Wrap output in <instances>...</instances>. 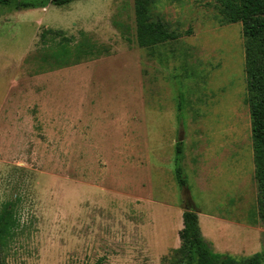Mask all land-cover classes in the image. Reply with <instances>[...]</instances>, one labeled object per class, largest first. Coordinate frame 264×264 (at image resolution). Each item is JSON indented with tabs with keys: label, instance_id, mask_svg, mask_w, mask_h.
<instances>
[{
	"label": "rangeland",
	"instance_id": "obj_1",
	"mask_svg": "<svg viewBox=\"0 0 264 264\" xmlns=\"http://www.w3.org/2000/svg\"><path fill=\"white\" fill-rule=\"evenodd\" d=\"M151 14L181 35L140 47L133 0L0 6V211L18 221L0 264H167L186 207L214 252L263 249L242 24L217 0ZM47 28L107 52L34 73Z\"/></svg>",
	"mask_w": 264,
	"mask_h": 264
},
{
	"label": "trees",
	"instance_id": "obj_2",
	"mask_svg": "<svg viewBox=\"0 0 264 264\" xmlns=\"http://www.w3.org/2000/svg\"><path fill=\"white\" fill-rule=\"evenodd\" d=\"M72 0H0V6L11 9L45 7L48 3L63 5ZM157 0H133L135 37L140 47L154 46L181 34L170 29L165 21L151 14ZM217 9L222 23L242 24L245 44V73L247 81V103L249 106L250 129L254 151V178L257 186L258 217L264 226V0H217ZM190 31H186L188 34ZM44 50L36 62L34 73L51 71L96 59L107 50L91 40L84 32L79 37L66 36L61 30L43 29L39 34ZM46 42H50L47 44ZM37 54V53H36ZM31 55L27 61L36 59ZM36 55V56H35ZM182 148L176 145L175 174L181 187L186 178L181 166ZM13 205L8 204L0 211V244H5L17 225ZM180 245L173 250L167 264H263L264 247L259 252L243 259L228 254L216 253L203 237L198 214L183 210L182 228L179 230Z\"/></svg>",
	"mask_w": 264,
	"mask_h": 264
},
{
	"label": "crops",
	"instance_id": "obj_3",
	"mask_svg": "<svg viewBox=\"0 0 264 264\" xmlns=\"http://www.w3.org/2000/svg\"><path fill=\"white\" fill-rule=\"evenodd\" d=\"M198 214V213H197ZM198 222H199V226L201 225L200 224V219H199V215H198ZM205 222V221H204ZM200 229H201V232H202V235H203V237L205 238V236H204V234H203V229L201 228V226H200ZM207 241V240H206ZM222 254H224V253H222Z\"/></svg>",
	"mask_w": 264,
	"mask_h": 264
},
{
	"label": "water",
	"instance_id": "obj_4",
	"mask_svg": "<svg viewBox=\"0 0 264 264\" xmlns=\"http://www.w3.org/2000/svg\"><path fill=\"white\" fill-rule=\"evenodd\" d=\"M185 210H193V211H195V209L193 207L192 208L186 207Z\"/></svg>",
	"mask_w": 264,
	"mask_h": 264
}]
</instances>
